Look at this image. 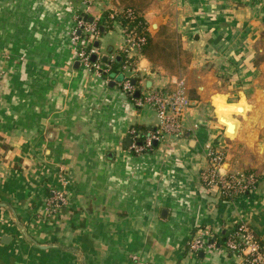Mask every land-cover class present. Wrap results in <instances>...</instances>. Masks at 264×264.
Listing matches in <instances>:
<instances>
[{"label": "crops", "instance_id": "crops-1", "mask_svg": "<svg viewBox=\"0 0 264 264\" xmlns=\"http://www.w3.org/2000/svg\"><path fill=\"white\" fill-rule=\"evenodd\" d=\"M85 8L0 0V264H237L219 238L238 222L264 246V0H154L141 13L151 36L173 25L187 59L175 72L134 52L138 85L183 84L190 98L185 134L141 153L130 130L154 128L156 114L77 59ZM106 9L122 7L98 3L89 16ZM96 42L104 58L124 37L116 25ZM212 145L225 151L223 172L255 171L257 186L232 200L204 187ZM55 191L66 195L56 209ZM203 229L218 244L194 252Z\"/></svg>", "mask_w": 264, "mask_h": 264}, {"label": "built area", "instance_id": "built-area-1", "mask_svg": "<svg viewBox=\"0 0 264 264\" xmlns=\"http://www.w3.org/2000/svg\"><path fill=\"white\" fill-rule=\"evenodd\" d=\"M114 0H84L86 8L77 12L74 16L75 24L72 31L73 40L80 42L77 51V59L94 75L105 78L107 81L116 80V84L120 90L128 95L136 108H151L157 119V124L154 128L146 133L144 141H140L137 130H130V138L132 143L130 149L135 153L144 152L147 149H152L155 142H162L168 138H180L185 134V121L190 108V98L183 84H180L176 89L169 90L166 88H142L133 82L136 75L134 67L125 64L119 74L115 77L105 76L111 69L110 65L105 66L104 60L98 53L95 42L101 34L99 19L94 18L93 22H89V9L98 3H110ZM111 16L115 14H124L130 22H134L138 15L132 9L114 10ZM121 29V28H120ZM124 37V46L121 51L125 56L134 58V52H140L142 46L146 42V35L143 29L138 25L127 26L121 29ZM97 55V59L93 61L92 55ZM119 55V54H118ZM118 55H110L111 59H115ZM119 75H123L121 81H117ZM140 92L137 97L136 92ZM226 160L225 151L217 146H209L208 161L209 167L202 171L203 186L207 189L218 188L221 197L236 198L247 192L249 189L255 188L258 183V175L254 172H223V165ZM66 203V195L61 191H55L50 198L49 206L56 209ZM208 229H203L198 234H195L189 243V249L194 252L206 251L215 248L217 242L213 239H206L205 235H209ZM224 247L227 252L235 257L237 264H264V246L261 244L258 236L246 226L243 222L237 223V228L228 234L227 240L224 242Z\"/></svg>", "mask_w": 264, "mask_h": 264}, {"label": "trees", "instance_id": "trees-1", "mask_svg": "<svg viewBox=\"0 0 264 264\" xmlns=\"http://www.w3.org/2000/svg\"><path fill=\"white\" fill-rule=\"evenodd\" d=\"M154 0H118L120 6L123 10L132 9L138 15L137 19L132 23L128 20V18L124 14H115L113 17L111 16L112 11L106 9L99 19V26H103L106 31L115 29L116 25L119 28H126L127 26L138 25L140 29H143L144 34L146 35V42L142 46L141 52H143L146 57H148L152 61H159L165 64V66L171 71L179 72L183 65V55L186 54V51L182 48L177 50V45L181 44V39L179 34L172 32L169 26L161 27L158 34L151 36L147 32V22L146 19L141 14ZM110 53L116 51V49L111 48ZM118 57L120 59L115 58L111 59L110 56H107V60L104 61L105 66L110 65L111 69L107 73L108 75H116L119 74L125 64H129L130 67H134V59L135 58H127L125 54L122 53L121 50H118ZM129 60V62H127ZM121 76V75H119ZM112 77V76H111ZM136 85L138 84V78H135ZM133 128L137 131L139 135L140 141H144L146 138V133L148 130L152 129L151 127H147L143 124H136ZM131 136V135H129ZM155 145L152 146V149H147L144 152L151 151L155 149ZM251 172V171H247ZM258 178H260L258 176ZM258 184V183H257ZM226 200H232L230 197H223ZM237 228V224H235L231 229H229L226 233H222L219 238L220 243H224L227 240L228 234Z\"/></svg>", "mask_w": 264, "mask_h": 264}, {"label": "rangeland", "instance_id": "rangeland-1", "mask_svg": "<svg viewBox=\"0 0 264 264\" xmlns=\"http://www.w3.org/2000/svg\"><path fill=\"white\" fill-rule=\"evenodd\" d=\"M170 25V24H169ZM172 31H171V33L172 32H175V33H177V34H179V36H180V39L182 40V38H181V34L176 30V28H174V26L173 25H170V27H169ZM101 33H102V31H101ZM156 34H158V33H156ZM155 34V35H156ZM101 35V34H100ZM100 37V36H99ZM180 40V41H181ZM182 46V45H181ZM179 44L177 45V50L180 48H182ZM183 59H184V61H186V59H187V57H186V54L184 53V55H183ZM256 64L260 67V76H264V39L263 40H260V42L258 43V46H257V52H256ZM136 64L134 63V68L136 69ZM185 69V68H184ZM180 71H183V69L182 70H180ZM133 74H135L136 75V77H137V71H133L132 72ZM105 76H110V75H105ZM188 96H189V94H188ZM245 172H247V171H245ZM251 172H255V171H251ZM256 173V172H255ZM257 174V173H256Z\"/></svg>", "mask_w": 264, "mask_h": 264}, {"label": "water", "instance_id": "water-1", "mask_svg": "<svg viewBox=\"0 0 264 264\" xmlns=\"http://www.w3.org/2000/svg\"><path fill=\"white\" fill-rule=\"evenodd\" d=\"M88 20H89V22H93L94 21V17L93 16H88ZM101 31L102 32H104V28H103V26H101ZM95 46L96 47H98L99 46V42H95ZM93 61H95L96 59H97V55H92V58H91ZM118 59H120V57H118ZM103 60L104 61H106L107 60V56H105L104 58H103ZM112 77H115V75H111ZM123 79V75H121V76H119L118 78H117V81H121ZM133 82L134 83H136V80H133ZM110 84V86H114L115 84H116V80H111V82L109 83ZM137 97L140 95V92L138 91V92H136V94H135ZM227 129H235V124H233V123H230L229 122V124L227 125ZM128 143H129V145H131V143H132V140L131 139H129L128 140ZM154 145L155 146H157L158 145V142H155L154 143ZM166 211H163V214L165 213Z\"/></svg>", "mask_w": 264, "mask_h": 264}, {"label": "bare ground", "instance_id": "bare-ground-1", "mask_svg": "<svg viewBox=\"0 0 264 264\" xmlns=\"http://www.w3.org/2000/svg\"><path fill=\"white\" fill-rule=\"evenodd\" d=\"M239 110H240V109H239ZM221 121H222L223 123H225L226 125H228L229 122L235 124V129H236V125H237V123L234 122L233 120L224 119V118L222 117V118H221ZM235 129H234V130H233V129H227V131H228L229 133L233 134V133L235 132Z\"/></svg>", "mask_w": 264, "mask_h": 264}]
</instances>
